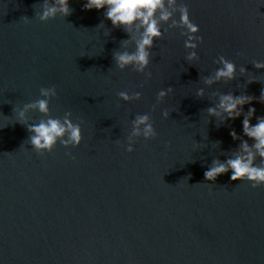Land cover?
Instances as JSON below:
<instances>
[{"label":"water","instance_id":"water-1","mask_svg":"<svg viewBox=\"0 0 264 264\" xmlns=\"http://www.w3.org/2000/svg\"><path fill=\"white\" fill-rule=\"evenodd\" d=\"M84 2L41 22L43 0H0V264H264V185L231 181V172L204 178L238 147L230 132L243 137V116L207 115L213 93L254 96L244 111L256 109L252 124L264 116V69L253 66L264 62V0H182L203 38L199 60H186V37L170 30L154 41L147 81L116 67L112 53L128 35ZM220 56L235 63L236 79L208 87L202 78ZM42 87L57 92L52 118L71 112L80 123L79 146L31 147L17 109L43 98ZM120 91L142 97L125 102ZM146 113L157 136L136 138L129 153L131 121Z\"/></svg>","mask_w":264,"mask_h":264},{"label":"clouds","instance_id":"clouds-1","mask_svg":"<svg viewBox=\"0 0 264 264\" xmlns=\"http://www.w3.org/2000/svg\"><path fill=\"white\" fill-rule=\"evenodd\" d=\"M40 7V11H35V16L41 22L55 19L58 15L67 17L73 11L69 7V0H43ZM83 9H106L105 19L111 21L113 28L123 29L127 33L128 39L120 41V47L123 50L112 53L113 62L120 71L132 68L134 72L144 75L146 81L151 79L152 74L146 69L151 62L154 41L163 39L165 33L174 29L180 30V35L186 37L184 41V47L188 50L186 60L189 62L199 60L196 49L198 44L203 42V38L197 35L199 26L192 22L189 8L182 0L179 3L178 0H85ZM177 13L179 19L176 18ZM28 19L25 17L26 21ZM163 25L167 27L162 30ZM214 62L220 67L202 78L204 85L211 87L220 81L229 82L236 79L237 68L234 62L224 56L218 57ZM253 66L256 69H264V62L253 61ZM239 73L244 75L246 69L241 67ZM253 82L256 81H249V84ZM172 91V87L159 91L157 103L163 102ZM56 95L55 87H42L40 96L43 98L17 109V122L26 126L30 134L27 140L41 155L51 152L57 142L65 148L76 147L83 139L80 123H73L70 119L71 112H66L62 119L51 117L49 102ZM213 95H218V103L206 109L207 115L216 117L221 123L243 116V137L248 139H244L232 130L230 132L232 139L240 141L238 147L228 154L225 160L213 159L204 172L205 180L211 182L209 184H215L220 175L231 172V181L247 182L253 188L264 185V116L256 117V123L252 124L256 109L249 107L246 112L244 111V106L250 105L257 98L245 93L235 95L232 92L213 93ZM118 96L125 102H131L140 100L142 93L137 91L129 95L126 91H120ZM197 96L204 98V88L197 91ZM258 100L264 104V88L261 89ZM37 110L48 118L41 119L36 124L28 123L26 114ZM162 115L167 119L170 113L164 111ZM156 136L157 132L150 114H137L131 121L126 151L131 153L134 150L132 145L136 142V138L143 137L149 140ZM249 140L252 141L251 144ZM216 143L220 144L219 141ZM257 160H259L258 164Z\"/></svg>","mask_w":264,"mask_h":264}]
</instances>
